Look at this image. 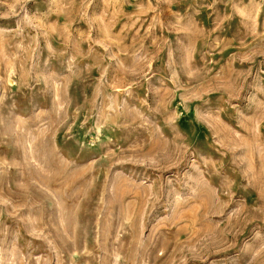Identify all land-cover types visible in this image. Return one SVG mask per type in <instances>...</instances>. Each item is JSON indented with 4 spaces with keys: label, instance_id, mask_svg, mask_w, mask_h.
Returning <instances> with one entry per match:
<instances>
[{
    "label": "rangeland",
    "instance_id": "374dc122",
    "mask_svg": "<svg viewBox=\"0 0 264 264\" xmlns=\"http://www.w3.org/2000/svg\"><path fill=\"white\" fill-rule=\"evenodd\" d=\"M0 264H264V0H0Z\"/></svg>",
    "mask_w": 264,
    "mask_h": 264
}]
</instances>
